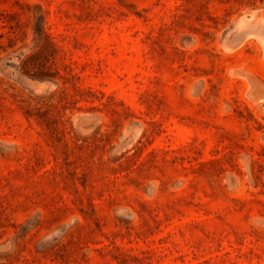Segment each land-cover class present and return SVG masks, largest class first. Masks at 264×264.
<instances>
[{"label": "rangeland", "instance_id": "1", "mask_svg": "<svg viewBox=\"0 0 264 264\" xmlns=\"http://www.w3.org/2000/svg\"><path fill=\"white\" fill-rule=\"evenodd\" d=\"M0 264H264V0H0Z\"/></svg>", "mask_w": 264, "mask_h": 264}]
</instances>
